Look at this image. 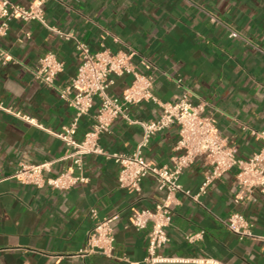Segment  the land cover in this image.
<instances>
[{
  "label": "crops",
  "instance_id": "obj_1",
  "mask_svg": "<svg viewBox=\"0 0 264 264\" xmlns=\"http://www.w3.org/2000/svg\"><path fill=\"white\" fill-rule=\"evenodd\" d=\"M11 1L27 6L33 0ZM44 17L48 25L70 33L92 51L136 50L152 64L140 70L154 77L159 101H173L183 93L193 103L204 101V113L213 117L219 135L238 156L247 158L259 149L260 140L250 131L264 130V0H46ZM230 30L238 36H230ZM0 49L9 56L0 68V103L36 123L0 109V264H146L149 226L138 230L129 217L133 209L154 208L163 192L151 175L142 180L138 192L119 187V165L109 156L133 152L141 138L140 125L120 117L113 120L98 139L108 155L82 156L85 183L58 190L19 182L11 173L21 161L53 160L52 174L77 172L72 162L75 149L55 134L74 115L57 88L75 75L81 57L73 38L52 33L37 21L19 19H12L8 34L0 36ZM47 51L64 65L54 87L34 76ZM131 79L130 74L115 77L109 91L119 94ZM98 103L95 98L90 111L80 117L76 141L91 128ZM160 112L159 104L148 100L132 105L129 113L134 120H151ZM177 139L175 125L157 131L142 154L159 166H171ZM208 168L199 160L178 181L198 193ZM235 174L231 168L213 181L199 194V203L176 195L169 240L159 253L190 260L157 264H203L192 260L197 258L264 264V194L254 190L235 202L241 194ZM233 212L252 223L257 237L240 239L218 220ZM114 214V257L79 255L96 221ZM200 231L193 241L186 239Z\"/></svg>",
  "mask_w": 264,
  "mask_h": 264
},
{
  "label": "built area",
  "instance_id": "obj_2",
  "mask_svg": "<svg viewBox=\"0 0 264 264\" xmlns=\"http://www.w3.org/2000/svg\"><path fill=\"white\" fill-rule=\"evenodd\" d=\"M46 0H33L24 6L11 0H0V36L9 32V23L12 19L23 22L37 21L52 33L74 39L75 47L80 52V62L75 75L62 87L57 88L58 96L65 100L74 111L72 121L55 135L71 145L74 151L72 162L77 169L63 170L52 174L53 160L40 163L21 161L11 173V177L21 183L31 184L36 187H50L58 190H67L72 186L87 182V177L82 174V156L88 153L106 154L100 146V134L109 130L115 118H123L130 123L140 125L141 138L135 150L129 154H109L119 165L117 184L119 187L131 191H140L142 180L151 175L157 182V188L163 196L154 208L133 209L129 217L130 223L138 230L149 226L147 234L146 264H157L173 261H187L190 259H177L166 257L159 250L168 242L167 227L172 217V205L178 202L177 194L199 203V194L205 193L208 186L220 179L226 171L236 169V181L241 190L235 202L240 201L245 193L254 190L264 194V130L251 129V134L260 140L259 149L247 158L237 155L234 147L229 146L219 135L213 117L205 114L206 102L193 103L185 93L178 95L173 101H159L154 94V77L142 72L152 67L151 62L134 49L112 52L107 49L92 51L88 45L75 38L70 33H63L56 27L48 25L44 17V3ZM232 37H237L235 30H230ZM29 38L30 33L26 32ZM9 56L0 49V68L6 63ZM64 65L55 53L47 51L39 58L38 67L34 71L35 78L46 86L54 87L56 76L63 70ZM130 74L131 82L119 94L109 91L114 83V78ZM180 82V79H177ZM99 100L94 122L86 131L81 141L74 139L77 124L81 116L86 115L94 104V99ZM152 100L159 104V116L151 120H134L130 117L132 105L143 101ZM0 109L13 114L21 120L36 125L34 119L28 115L13 112L3 107ZM175 125L178 129V139L174 145L176 155L171 166H159L146 159L142 149L148 144L152 135ZM108 155V154H106ZM202 160L208 165V170L199 186L198 193H191L179 183V175L193 163ZM93 216L95 209L91 210ZM117 214L98 219L88 231L85 244L78 254L85 256L99 253L107 257H114L115 238L111 226ZM218 220L233 234L242 239L257 237L251 231L252 223L241 213L233 212L228 217ZM203 231L188 235L186 239L193 241ZM203 264H220L219 262L197 258L192 259Z\"/></svg>",
  "mask_w": 264,
  "mask_h": 264
}]
</instances>
